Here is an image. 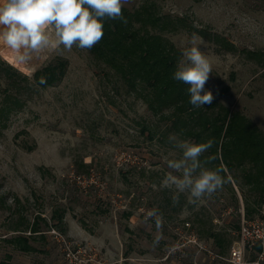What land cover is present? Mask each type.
I'll list each match as a JSON object with an SVG mask.
<instances>
[{
  "label": "rangeland",
  "instance_id": "rangeland-1",
  "mask_svg": "<svg viewBox=\"0 0 264 264\" xmlns=\"http://www.w3.org/2000/svg\"><path fill=\"white\" fill-rule=\"evenodd\" d=\"M145 4L183 19L163 32L181 53L192 33L202 37L193 28L232 44L203 37L212 64L205 88L264 133V0H128L123 8ZM59 61L66 65L61 81L35 86L33 75ZM0 62L25 78L12 83L0 73V106L11 108L0 119V264H225L212 256L229 255L248 205L257 213L247 220H264L241 169L211 199L192 203L181 193L174 204L175 189L162 183L167 160L180 156L168 140L176 134L170 121L153 115L89 50L48 48L18 63L0 43ZM17 82L24 86L18 92ZM150 211L162 214L159 230ZM66 246L76 259H67ZM256 259L249 250L247 261Z\"/></svg>",
  "mask_w": 264,
  "mask_h": 264
},
{
  "label": "trees",
  "instance_id": "trees-1",
  "mask_svg": "<svg viewBox=\"0 0 264 264\" xmlns=\"http://www.w3.org/2000/svg\"><path fill=\"white\" fill-rule=\"evenodd\" d=\"M122 11L127 23L106 20L103 39L89 50L91 55L111 68L128 91L137 94L146 103L153 115L170 121V131L196 143L212 139V148L201 159L215 157L208 166L223 169L220 172L223 177L241 169L245 185L256 196L255 204L259 207L264 205V133L246 116L230 110L217 99L211 105L193 108L189 103L188 85L172 78L182 53L164 37L163 32L176 29L178 24L183 25V19L160 15L152 4L142 5L133 11L123 8ZM187 29L192 30L188 26ZM192 31H197L208 40L216 38L222 46L233 47L219 36L211 34L213 38L208 37L204 30L193 28ZM248 54L259 56L250 51ZM65 67V62L59 61L36 72L33 75L34 85L39 88L55 85L63 78ZM0 73L12 83L14 76L21 75L5 62H0ZM24 79L19 77V80ZM16 87L18 92L24 86L17 82ZM8 99H11L10 95ZM10 102L14 106L20 104L17 98ZM10 110L8 105H1L0 119L6 117ZM142 131L144 133L146 128L143 127ZM245 211L246 217L257 213L249 205ZM235 229H239V225ZM211 235L216 245L223 248L224 241L218 235ZM19 244L22 250H27L23 247L24 240H20Z\"/></svg>",
  "mask_w": 264,
  "mask_h": 264
},
{
  "label": "clouds",
  "instance_id": "clouds-1",
  "mask_svg": "<svg viewBox=\"0 0 264 264\" xmlns=\"http://www.w3.org/2000/svg\"><path fill=\"white\" fill-rule=\"evenodd\" d=\"M126 3L128 0H0V43L15 53L18 63H27L34 53L48 48L63 46L71 51L75 46L90 50L103 39L106 20L127 23L122 11ZM186 44L172 78L188 85L193 108L211 105L215 97L205 85L211 77L212 64L200 47L205 41L194 32ZM168 140H176L173 145L180 152L179 158L167 160L171 171L162 181L165 187L175 189L174 204L181 193H187L196 203L222 190L226 183L220 175L223 169L208 167L215 157L201 159L212 148V139L196 143L172 134ZM148 216L155 219L159 230L162 214L150 211Z\"/></svg>",
  "mask_w": 264,
  "mask_h": 264
},
{
  "label": "built area",
  "instance_id": "built-area-1",
  "mask_svg": "<svg viewBox=\"0 0 264 264\" xmlns=\"http://www.w3.org/2000/svg\"><path fill=\"white\" fill-rule=\"evenodd\" d=\"M123 157V159L127 157V159L131 162H137L135 156L123 155ZM76 179L80 180L81 177L77 176ZM54 233L57 234L55 231ZM238 236L239 240L234 243L227 257L213 255L212 258L218 259L219 261H224L225 264H260L262 261H264L263 219L257 217L251 220H247L245 218L244 213L242 212L238 229ZM189 242L193 241L189 240ZM200 249L205 251L208 255H212L206 248L200 247ZM65 250L67 259H69L70 261H72V259H76L75 253L73 252V250H71L69 246H66ZM249 250H255L256 252L257 259L254 262L247 261V252Z\"/></svg>",
  "mask_w": 264,
  "mask_h": 264
}]
</instances>
